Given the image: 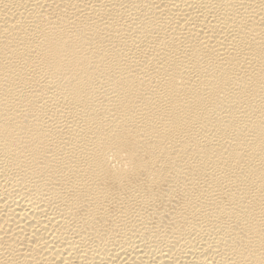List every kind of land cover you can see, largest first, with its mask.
<instances>
[{
    "label": "bare ground",
    "instance_id": "obj_1",
    "mask_svg": "<svg viewBox=\"0 0 264 264\" xmlns=\"http://www.w3.org/2000/svg\"><path fill=\"white\" fill-rule=\"evenodd\" d=\"M0 264H264V0H0Z\"/></svg>",
    "mask_w": 264,
    "mask_h": 264
}]
</instances>
